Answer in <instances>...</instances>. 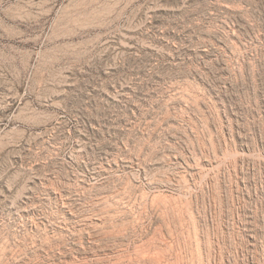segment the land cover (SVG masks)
Wrapping results in <instances>:
<instances>
[{
	"label": "rangeland",
	"instance_id": "rangeland-1",
	"mask_svg": "<svg viewBox=\"0 0 264 264\" xmlns=\"http://www.w3.org/2000/svg\"><path fill=\"white\" fill-rule=\"evenodd\" d=\"M0 264H264V0H0Z\"/></svg>",
	"mask_w": 264,
	"mask_h": 264
}]
</instances>
